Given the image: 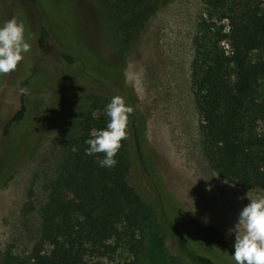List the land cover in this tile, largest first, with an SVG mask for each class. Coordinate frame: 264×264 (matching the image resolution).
<instances>
[{
    "label": "rangeland",
    "instance_id": "374dc122",
    "mask_svg": "<svg viewBox=\"0 0 264 264\" xmlns=\"http://www.w3.org/2000/svg\"><path fill=\"white\" fill-rule=\"evenodd\" d=\"M12 18L24 24L31 50L15 71L0 75L1 154L17 146L18 134L27 131L33 136L15 166L9 171L0 166V264L8 255H27L37 243L41 208L48 199L45 185L61 165L64 139L72 118L87 104L85 95L109 96L113 91L129 94L146 156L169 199L174 220L200 251L219 264H233L234 235L228 230L249 202L241 198L250 190L253 196L264 195V190L232 184L211 168L202 150L201 120L191 87L194 39L229 51L223 36L227 21L215 17L202 0H162L140 37L120 55L118 37L109 31L97 0H0V24ZM42 28L49 33L43 46ZM65 41L88 53L92 62L78 50H67ZM110 75L121 78L117 86L106 81ZM64 87L72 90L71 100L51 108L53 99L45 96ZM258 92L264 97V81ZM23 103L25 117L5 133L7 121ZM263 128L260 121L258 130ZM150 190L160 197L155 187ZM140 193L148 199L143 188ZM145 229L147 241H162L167 264H181L169 235L161 237L156 225ZM151 247L152 242L142 254L143 264H159ZM134 259L122 247L105 255H88L86 264H126Z\"/></svg>",
    "mask_w": 264,
    "mask_h": 264
},
{
    "label": "trees",
    "instance_id": "16d2710c",
    "mask_svg": "<svg viewBox=\"0 0 264 264\" xmlns=\"http://www.w3.org/2000/svg\"><path fill=\"white\" fill-rule=\"evenodd\" d=\"M202 1L215 17L227 21L223 36L229 48L220 50L203 45L199 37L194 39L191 87L201 120L203 154L222 179L246 189L264 190V128L258 130L259 122L264 121V97L258 92L264 81V1ZM97 2L109 31L118 37L120 55L140 37L147 21L162 4V0ZM48 39L47 29L42 28L40 44L43 46ZM65 48L73 53L79 49L69 41H65ZM255 52L260 55L254 57ZM66 58L72 62L71 56ZM119 69L121 75L120 66ZM119 75L105 78L117 86ZM71 92L64 87L44 99H53L50 106L56 108L71 100ZM117 95L120 96L114 91L109 96L85 95L87 104L72 118L64 139L61 165L45 185L48 199L41 208L39 239L30 253L8 255L2 264H86L88 255H105L122 247L135 257L126 264H143L142 254L150 242L152 256L155 247L159 264H167L162 241L146 240L145 228L149 225H156L161 237H171L181 264H219L213 256L200 251L174 220L169 199L162 193L161 181L146 156L143 131L127 92L122 94L125 98L121 97L132 112L127 118L126 139L121 141L114 157L116 165L101 168L96 160L102 153L84 154V141L94 130L105 126V105ZM26 108L23 103L7 121L5 133L23 120ZM32 136V132L20 133L12 151L5 155L0 152L3 170L15 166ZM150 187H155L160 197ZM141 188L148 193V199L141 195Z\"/></svg>",
    "mask_w": 264,
    "mask_h": 264
},
{
    "label": "clouds",
    "instance_id": "9594fccd",
    "mask_svg": "<svg viewBox=\"0 0 264 264\" xmlns=\"http://www.w3.org/2000/svg\"><path fill=\"white\" fill-rule=\"evenodd\" d=\"M31 45L25 36V26L16 19H8L0 24V75L16 70L18 64L29 53ZM21 89V93H25ZM132 108L126 106L121 96H113L105 105V126L90 133L84 141L86 156H103L96 160L101 168H112L121 141L126 139L127 118ZM241 199L249 202L238 212L234 225L228 234L234 235L233 252L230 255L233 264H264V195L253 196L251 190Z\"/></svg>",
    "mask_w": 264,
    "mask_h": 264
}]
</instances>
